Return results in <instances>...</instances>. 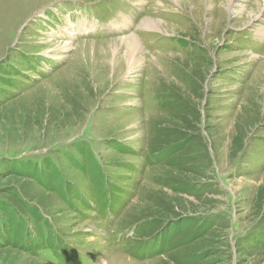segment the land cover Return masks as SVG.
I'll return each mask as SVG.
<instances>
[{
	"label": "rangeland",
	"instance_id": "obj_1",
	"mask_svg": "<svg viewBox=\"0 0 264 264\" xmlns=\"http://www.w3.org/2000/svg\"><path fill=\"white\" fill-rule=\"evenodd\" d=\"M263 9L0 0V222L47 217L88 264H264ZM70 15L96 34L55 38ZM0 264L49 263L0 243Z\"/></svg>",
	"mask_w": 264,
	"mask_h": 264
},
{
	"label": "trees",
	"instance_id": "obj_2",
	"mask_svg": "<svg viewBox=\"0 0 264 264\" xmlns=\"http://www.w3.org/2000/svg\"><path fill=\"white\" fill-rule=\"evenodd\" d=\"M68 189H69L68 184H66L65 193H68L69 191ZM72 189H73L72 186H70V191H72ZM39 218L42 220L40 224L38 225V227H36L35 229L29 228L27 222H25L22 217L20 218L21 220H19L18 218L12 217L10 222L8 221L0 222V243L2 244L5 243L7 245L9 244L13 246L14 248H17L18 251L21 250L25 252V248L27 246L25 247L24 245L25 243L24 238L26 236L27 237L33 236L37 238L38 243L46 245L45 247H49L50 249H52V251L60 252L62 250H65L67 258L68 257L70 258L71 255L67 252V250L69 249V246L68 244H66L64 239L60 238V236L63 237L64 235L60 233V231L58 232L56 231V228L54 227L52 221H49L48 219L44 218L41 215H39L37 219ZM192 223H196V221H192L190 224ZM190 224L189 226H191ZM203 225H205V223L199 226V229L197 230L195 234H193V236H197L201 234L202 232H204L205 227L202 228ZM176 226L180 227L179 225H176ZM14 228H18V230L14 231L13 230ZM50 233L53 234L52 237L47 236V234H50ZM160 234L161 235L165 234V230L164 232L161 231ZM163 237L164 236H161L158 238L157 236H154L152 240L148 242L149 244L147 243L146 244L150 245L152 243V244H155L158 247V249H163L166 246V242L163 240ZM61 241L63 242V246L60 244ZM17 242H21L22 245L17 247L15 245ZM12 243H15V244H12ZM146 248H151V247L146 246ZM146 248L145 250L147 252Z\"/></svg>",
	"mask_w": 264,
	"mask_h": 264
},
{
	"label": "bare ground",
	"instance_id": "obj_3",
	"mask_svg": "<svg viewBox=\"0 0 264 264\" xmlns=\"http://www.w3.org/2000/svg\"><path fill=\"white\" fill-rule=\"evenodd\" d=\"M233 2V1H232ZM238 1H236V3H237ZM260 3V2H259ZM229 5H230V7H232V5L234 6V4L233 3H230L229 2ZM264 10V9H263ZM242 11H244L243 9H242ZM239 14V13H238ZM237 14V15H238ZM257 18V17H256ZM257 20V19H256ZM149 22H150V20H148V19H145V20H142V23H141V27H149ZM152 23V22H151ZM115 24V22L113 23V24H111V26H113ZM152 24H155V23H152ZM140 27V28H141ZM153 27V26H152ZM245 29V28H244ZM262 30H258L257 32H261ZM64 32L67 34L68 32L66 31V30H64ZM69 34V33H68ZM263 38V37H262ZM137 39V38H136ZM136 39H134L133 37H131L130 39H128L129 41H131V43H130V46H128V48L130 49V50H136V48H137V46H138V42H137V40ZM69 43V42H68ZM67 43V44H68ZM68 47H69V45H67V47L66 48H64V51H66V50H68ZM132 48V49H131ZM137 50H138V48H137Z\"/></svg>",
	"mask_w": 264,
	"mask_h": 264
}]
</instances>
